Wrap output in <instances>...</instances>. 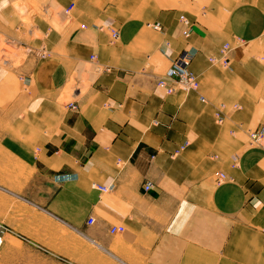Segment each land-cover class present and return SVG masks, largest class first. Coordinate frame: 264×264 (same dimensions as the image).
Here are the masks:
<instances>
[{
  "label": "crops",
  "instance_id": "crops-1",
  "mask_svg": "<svg viewBox=\"0 0 264 264\" xmlns=\"http://www.w3.org/2000/svg\"><path fill=\"white\" fill-rule=\"evenodd\" d=\"M1 43L20 56L0 50L1 144L73 233L70 264H264V146L248 140L264 127V0H0ZM225 43L229 68L210 62ZM185 46L199 88L169 94L157 80ZM0 236V264H43Z\"/></svg>",
  "mask_w": 264,
  "mask_h": 264
},
{
  "label": "rangeland",
  "instance_id": "rangeland-1",
  "mask_svg": "<svg viewBox=\"0 0 264 264\" xmlns=\"http://www.w3.org/2000/svg\"><path fill=\"white\" fill-rule=\"evenodd\" d=\"M2 48L6 51L4 59L14 62L19 60L20 56L15 55L14 46L1 43L0 50ZM1 54L0 51V58ZM96 67L95 69L98 68ZM82 81L84 84V78ZM72 85L77 84L73 81ZM234 107L241 108L238 104ZM2 131L3 123L0 119V222L9 226L10 230L6 232L13 242V248L17 251L21 250V254L27 256H33L31 248L37 249L38 253L44 255L43 264H70L67 261V248L71 240L70 234L73 239V233L65 224L49 214L45 208L39 207L34 200L26 197L27 191L22 189L26 190L27 184L20 181L22 178L20 175L28 178L31 173L5 154L1 144ZM248 140L250 144V139ZM33 243L38 244L42 249L36 248ZM24 245L27 246V253L23 251Z\"/></svg>",
  "mask_w": 264,
  "mask_h": 264
},
{
  "label": "built area",
  "instance_id": "built-area-1",
  "mask_svg": "<svg viewBox=\"0 0 264 264\" xmlns=\"http://www.w3.org/2000/svg\"><path fill=\"white\" fill-rule=\"evenodd\" d=\"M71 8L67 9L69 11ZM181 21L185 24V28L182 30V36L187 39L191 35V29H190V21L187 16L182 15ZM155 28L161 29L162 26L159 22H155L152 24ZM108 27H105L104 25L100 26V29H106ZM111 35V41H117L120 37V31L116 28H108ZM232 47L230 43H225L221 50L220 55L218 56H211L210 62L212 64L220 65L223 68H229L231 64V57H230V51ZM48 54L47 50H41L39 52V55L45 56ZM197 54V50L191 46H186L182 50V52L179 54V56L173 61V64L166 70L164 75H162L157 80L158 86L161 88H164L167 93L172 94L176 92L177 90H183L186 92L190 91H197L199 88V79L198 76L194 73V71L191 69V64L194 59V57ZM92 60H96V55H93ZM77 86V85H76ZM78 89V86L74 88L73 93L75 90ZM201 99L203 101H207V98L204 96H201ZM68 107L72 109H77V103L75 101H70L67 104ZM239 107V106H236ZM226 104L225 103H219L215 105V116L216 120L219 123L224 122L226 119ZM249 137H250V145L251 146H264V127H261L256 130H250L249 131ZM227 179V174L224 172L218 173L217 181L218 183L223 182ZM152 183L147 182L145 184V190L149 191L152 188ZM95 187H97L100 191L103 193L110 192L112 190V186L109 185H101V184H95ZM95 218H90L89 223H93ZM9 226L3 224V222H0V232L3 231H9ZM125 231V227L122 225H113L110 227V232L112 234H117L120 232Z\"/></svg>",
  "mask_w": 264,
  "mask_h": 264
},
{
  "label": "bare ground",
  "instance_id": "bare-ground-1",
  "mask_svg": "<svg viewBox=\"0 0 264 264\" xmlns=\"http://www.w3.org/2000/svg\"><path fill=\"white\" fill-rule=\"evenodd\" d=\"M75 84V83H74ZM2 240L1 236H0V241Z\"/></svg>",
  "mask_w": 264,
  "mask_h": 264
}]
</instances>
